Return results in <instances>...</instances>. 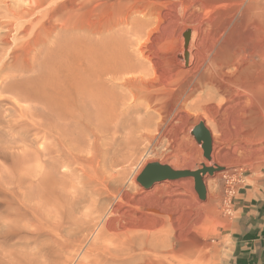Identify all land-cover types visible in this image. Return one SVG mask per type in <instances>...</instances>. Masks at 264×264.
Returning <instances> with one entry per match:
<instances>
[{
    "label": "bare ground",
    "instance_id": "6f19581e",
    "mask_svg": "<svg viewBox=\"0 0 264 264\" xmlns=\"http://www.w3.org/2000/svg\"><path fill=\"white\" fill-rule=\"evenodd\" d=\"M7 1L0 0V26L6 28L0 33V93H10L12 98L8 107L0 108V127L6 129L9 148L22 144L20 167L11 170L19 176L30 173L25 164L32 156L37 159L54 156L53 151L45 146L41 148L40 144L41 149L33 153L24 148L27 132L32 131L34 136L45 140L58 125L50 121L52 114L46 116L50 108L52 112L56 108L52 110L53 104L49 105L43 97L45 90L43 94L30 87L32 82L21 78L20 69L25 65L19 64V68L17 62L26 56L31 43H36L38 48L32 62L43 55L46 60L43 58L42 65L53 69L55 61L62 58L58 66L65 86L62 165L70 161L76 165L72 171L80 170V174L72 172V184L77 180L80 187L76 190L72 185L75 191L65 205L62 250L75 247L76 240L89 231L94 234V240L83 255L82 261L86 263L210 264L212 255L207 241L210 202L199 200L192 189V177L134 186L133 168L142 162L149 144L156 147L155 154L165 155V159H155L156 162L173 170L194 171L202 164L215 168L205 159L196 169L194 165L186 167L179 162L191 138L184 124L187 114L193 111L201 113V122L217 137L216 154L210 153V157L216 156L218 167L231 163L236 154L253 157L264 153V8L256 1L247 2L240 19L252 27L246 25L241 33L235 25L223 28L215 25L217 29H211L209 22L190 19L191 33L184 34L185 56L180 53L183 60H177L166 54L155 56L153 47L152 55L149 47V54L140 52L141 56H137L109 43L70 45L71 48L62 52L63 44L55 40L60 46L47 52L43 50L47 47L42 48L45 42L37 43L35 37L33 42H20L4 54L3 45L13 38L12 32L24 35L30 32L28 25L33 24L38 12L32 8L24 10V6L22 14L10 10L9 17L3 12L8 7ZM43 2L40 0L36 8ZM200 8V2L195 1L189 12L195 15ZM19 49L22 52L18 54ZM36 66L32 64L30 69L35 70ZM13 98L34 101L38 106L15 105ZM4 103L8 104V99L0 95V106ZM216 171L219 170L212 174ZM202 181L205 189L208 185L216 189V178L202 177ZM15 188L19 190V186ZM47 249L39 246L32 259L50 264L52 257ZM214 252L218 253L216 246Z\"/></svg>",
    "mask_w": 264,
    "mask_h": 264
},
{
    "label": "rangeland",
    "instance_id": "374dc122",
    "mask_svg": "<svg viewBox=\"0 0 264 264\" xmlns=\"http://www.w3.org/2000/svg\"><path fill=\"white\" fill-rule=\"evenodd\" d=\"M39 1H7L8 7L6 10L8 11L3 9L4 14H8L10 17V10L22 14V9L25 6L24 10L32 8L34 11H38L35 12V15H37L33 21L35 20V23H39L37 25L32 21L35 25H28L31 31L25 33V35L24 33L13 31V38L9 39L8 44L3 45L4 54H7L9 48L18 43L20 44V42L24 44L27 41L33 42L35 39L36 42H45V45L41 47H47V50L43 49L47 52H51L52 49L62 44L63 52L65 49L71 48L70 45L76 47L82 44L100 45L101 43L102 45L103 43V45H106L109 43L108 45L113 48H122L128 53L133 52L135 55L137 53V56H141L140 52L149 54V50L153 47L156 52L152 49L151 55L155 52L157 54L155 56L166 54L167 56L171 55L174 59L183 60V57H179V54H183L184 34L187 31L191 33L188 27L190 19L209 22L212 26L211 29H217L215 25H219L221 28L235 25L237 27L236 30L240 33L242 29L246 28V25L250 26V28L252 27V24L240 19L244 15L243 12L247 2L250 0H44L42 5L36 8ZM195 1L200 2L201 7L196 14L194 13L196 16L190 14ZM253 1L259 3L260 8H264L263 0ZM18 4L20 5L18 6ZM17 7L20 9L15 11ZM191 16L192 18H190ZM5 30L6 28L0 26V33ZM55 40L60 45L56 44ZM51 42L55 43V47ZM35 45L36 43L30 44L27 48L26 56L23 58L24 61L20 57L19 60L21 61L18 60L17 64L19 68L24 65L26 68L22 67L20 69L23 71L22 73L20 72L21 78L28 83L32 82L30 87L36 92L39 90L43 93V90H45L46 94L43 97L50 102L49 105L53 104L50 106L53 107L52 110L54 107L56 112L58 110L59 113L57 112V114L55 111L52 112L50 108L49 114L46 115L49 118L48 115L52 114L50 121L53 122L54 120L58 128L50 131V134H48L49 138L45 140L39 138V136H34L32 131L27 132L28 141L26 142L27 146L24 148L33 153L45 146L48 151L54 152L55 157L47 155L37 159L32 156L31 160L25 164L30 173L24 176L12 173L11 170L13 168L19 169L20 167L18 161L20 153H22V144L17 147L12 145L9 148L10 140L6 134V129L0 127V195H2L0 196V264H42L32 259V254L34 255L38 251L39 246L49 249L50 257H52L50 264H80L84 261H82V258L87 248L93 243L94 234L85 231L80 236L79 241L77 239L76 243H74L75 247L72 246L69 251H63L61 244L62 222L66 217L65 207L67 206L65 205L67 200L70 201V194L75 191L74 186L76 190L80 187L77 185V180H74L72 184V172L80 174L79 169L72 171L76 165L70 161V163L66 162L62 165V93L65 91V86L62 69L58 67L62 64V58H60L59 62V59L55 61L53 69L49 65H42L44 59L46 60L43 55L41 56L42 59L40 57V59L38 58L35 62H32V56L34 58L38 52V48L36 49ZM149 47L151 48L148 49ZM31 49L33 50L31 51ZM20 50H18V54L22 52ZM28 63L35 66L37 64L38 67L36 66L35 70L30 69ZM28 75L32 76L31 78L29 77V80ZM0 95L8 99V104L4 103L0 106L3 110L9 106V99L12 96L10 93H0ZM39 95L42 96L41 92H39ZM51 98L52 100H50ZM13 100L16 99L13 98ZM14 104L24 107L35 106L37 103L29 100H16ZM186 119L184 129H188V135L191 138H188L187 143L189 145L186 146L184 154L179 156V162L187 165L186 167H193L194 165L195 167L193 168L196 169L205 158L200 143L194 139L195 137L189 131H192L193 127L203 121V119L201 113L197 111L187 114ZM210 133L212 155L216 154L217 142L215 139L217 137L211 131ZM154 148L156 147L149 144L143 152L142 159L144 160L141 159L142 162L139 166L137 165L133 168V177L135 176L133 180L134 186H142L138 183L137 176L146 164L165 159V155L155 154ZM56 151L58 154L55 153ZM208 161H210V165L219 166L216 156L210 157ZM40 169L42 170L41 172L39 171ZM45 172H47L46 177L44 176ZM203 178L205 180L216 178L217 180L216 189L214 186L208 185L205 198L202 200L198 198L202 202H210L208 204L212 211L209 212L210 221L207 235V241L210 244V254L212 255L210 264H228L234 240V202L240 200L242 197L241 193H247L248 197H260V195L264 197V153H256L253 157L236 154L235 158L231 159V163L222 166L219 171L214 172L212 175L206 173ZM190 180L192 181V189L195 191L193 178H190ZM18 186L19 190L15 188ZM195 193L197 195L196 191ZM10 209L12 210L10 211ZM51 242L52 244H50ZM57 244L59 245L57 246ZM215 246L218 251L216 254L214 252ZM84 262V264H103L95 261Z\"/></svg>",
    "mask_w": 264,
    "mask_h": 264
},
{
    "label": "crops",
    "instance_id": "0c3cea01",
    "mask_svg": "<svg viewBox=\"0 0 264 264\" xmlns=\"http://www.w3.org/2000/svg\"><path fill=\"white\" fill-rule=\"evenodd\" d=\"M234 202V240L228 264H264V197L241 193Z\"/></svg>",
    "mask_w": 264,
    "mask_h": 264
},
{
    "label": "water",
    "instance_id": "95a60500",
    "mask_svg": "<svg viewBox=\"0 0 264 264\" xmlns=\"http://www.w3.org/2000/svg\"><path fill=\"white\" fill-rule=\"evenodd\" d=\"M192 133L197 141H201L203 156L206 160H210V153L212 148L211 136L209 130L204 126L203 122H199L192 129ZM218 166L206 167L202 164L200 169L194 171L190 170H173L167 165L158 162H150L145 165L140 174L137 176V181L141 185H149L155 181L164 179H178L192 177L194 181V188L199 198L202 200L206 196V189L202 181V177L208 173L212 174L215 170H220Z\"/></svg>",
    "mask_w": 264,
    "mask_h": 264
}]
</instances>
